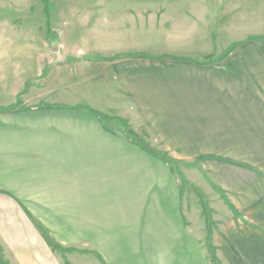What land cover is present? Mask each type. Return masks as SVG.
Wrapping results in <instances>:
<instances>
[{
  "label": "crops",
  "instance_id": "0c3cea01",
  "mask_svg": "<svg viewBox=\"0 0 264 264\" xmlns=\"http://www.w3.org/2000/svg\"><path fill=\"white\" fill-rule=\"evenodd\" d=\"M259 42L199 58L102 48L125 55L101 61L77 96L0 114V264H264ZM123 121L204 172L151 175L155 155Z\"/></svg>",
  "mask_w": 264,
  "mask_h": 264
},
{
  "label": "rangeland",
  "instance_id": "374dc122",
  "mask_svg": "<svg viewBox=\"0 0 264 264\" xmlns=\"http://www.w3.org/2000/svg\"><path fill=\"white\" fill-rule=\"evenodd\" d=\"M138 17L145 18L149 34L135 25L142 23ZM249 40L264 47V0H0V114L77 96L84 84L93 85L101 61L125 55L104 56L102 48L176 49L199 58ZM122 123L121 130L128 125L148 144ZM149 156L151 175L156 166L161 176L203 171L168 154ZM17 203L29 209V201ZM214 264H220L215 257Z\"/></svg>",
  "mask_w": 264,
  "mask_h": 264
},
{
  "label": "trees",
  "instance_id": "16d2710c",
  "mask_svg": "<svg viewBox=\"0 0 264 264\" xmlns=\"http://www.w3.org/2000/svg\"><path fill=\"white\" fill-rule=\"evenodd\" d=\"M44 2H48V0H44ZM128 131L127 134L132 137L133 139L137 140L140 144H142L143 147H145L151 154L153 155H164V153L158 152L155 149H153L151 146H149L132 128H130L128 125H126Z\"/></svg>",
  "mask_w": 264,
  "mask_h": 264
}]
</instances>
